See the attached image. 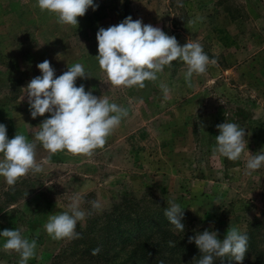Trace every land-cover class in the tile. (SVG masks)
<instances>
[{
	"label": "rangeland",
	"instance_id": "374dc122",
	"mask_svg": "<svg viewBox=\"0 0 264 264\" xmlns=\"http://www.w3.org/2000/svg\"><path fill=\"white\" fill-rule=\"evenodd\" d=\"M93 2L98 8L77 17L75 27L58 24L54 15L40 11L37 0H0V124L6 126L8 139L23 134L33 140L50 117L45 113L32 119L24 94L27 83L41 75L36 65L44 60L55 69L54 78L82 64L90 78L78 77L75 86L83 84L86 92L128 110L91 157L65 150L49 160L37 142L35 160L41 172L30 171L14 186L0 177V232L16 229L23 238L36 240L35 255L27 264H97L96 258L71 254L68 248L77 239L53 240L44 228L48 215L67 211L71 197L78 195L85 211L91 210L88 201L101 205L77 224L76 231L84 234L96 221L85 242L99 239L100 230L118 219L115 211L160 216L150 227L146 248L156 251L164 264H192L195 258L182 256L180 262L168 263L169 241L189 244V236L205 229L217 231L223 240L233 226L248 235L240 264H264V166L245 174L249 154L264 151V0ZM127 16L175 36L180 46L189 38L201 43L218 66L194 73L190 87L187 65L180 60L165 66L156 81H145L142 89L112 86L95 59L96 32ZM161 84L167 85V94ZM225 121L247 133L246 148L236 161L213 152L216 125ZM169 201L182 207L184 232L174 231L163 215ZM5 240L0 237V264H19V253L3 249Z\"/></svg>",
	"mask_w": 264,
	"mask_h": 264
},
{
	"label": "clouds",
	"instance_id": "9594fccd",
	"mask_svg": "<svg viewBox=\"0 0 264 264\" xmlns=\"http://www.w3.org/2000/svg\"><path fill=\"white\" fill-rule=\"evenodd\" d=\"M36 6L40 11L54 15L58 24L75 27L78 25L77 17L84 16L89 8L93 11L98 8L93 0H37ZM95 38L98 45L95 59L107 81L115 87L137 86L142 89L145 81H156L157 73L176 60L187 65L185 82L190 87L194 73L204 74L208 65L218 66V59H210L201 43L189 38L180 46L175 36H169L151 24H142L140 19L133 20L131 16L117 25L99 28ZM36 67L41 75L27 83L24 94L32 119L45 113H49L50 117L41 122L33 140L23 134L8 139L6 126L0 124V177L9 186H14L30 171H42V166L35 160L37 142L49 153V160L58 151L65 150L72 155L91 157L94 150L106 144L107 137L128 115L126 108L110 103L108 97L98 98L91 91L86 92L83 84L75 86L78 77L90 78L82 64L75 63L56 78L55 69L48 60ZM160 87L165 94L169 92L167 85L161 84ZM216 128L219 135L215 137L213 152L230 161L238 160L246 148L245 129L226 121L217 124ZM262 166L264 151L249 154L245 174L251 175ZM81 203L82 197L74 195L67 211L48 215L44 228L51 239L82 238L81 233L76 231L78 222L90 216L92 210H99L101 205L95 200L88 201L91 210L85 211ZM163 215L174 231L184 232L185 225L181 222L184 213L178 203L169 201ZM0 237L6 238L3 244L5 251L19 253V264H27L35 255L36 240L23 238L19 230L4 229ZM217 237V231L208 229L188 237V242H194L201 253L197 264H214L217 258L223 260L225 257L240 264L248 248L247 233H241L233 226L227 229L223 240ZM168 243L170 247H175L174 241ZM100 251L98 246L92 250V255Z\"/></svg>",
	"mask_w": 264,
	"mask_h": 264
},
{
	"label": "trees",
	"instance_id": "16d2710c",
	"mask_svg": "<svg viewBox=\"0 0 264 264\" xmlns=\"http://www.w3.org/2000/svg\"><path fill=\"white\" fill-rule=\"evenodd\" d=\"M118 208V206H114L113 209L117 210ZM114 213L118 216V219L100 230L99 239H89L85 242L83 241L84 236L89 238L88 233H92V227H96V221L92 220V225L85 230L84 234H81L82 238L72 241V246L68 248L71 254L80 253L81 256L86 255L90 260L96 258L98 260L97 264H150L152 262L157 264L160 261L155 257L157 252L147 249L146 242L149 235L152 234L150 227L156 225V220L160 216L132 217L128 214L124 215L122 212L117 213L115 211ZM135 234H137L136 238L134 237ZM98 246L101 251L97 255H92V250ZM170 252L171 259H168V263L180 262L182 256L188 258L190 255H194L195 258L192 264H197V260L201 255L198 250L195 252L192 243L186 244L185 242L170 247ZM101 255H107L108 258ZM120 256H124V258L118 262L117 258ZM99 260H102V263ZM224 260L225 258L223 260L218 258L214 264H220Z\"/></svg>",
	"mask_w": 264,
	"mask_h": 264
}]
</instances>
